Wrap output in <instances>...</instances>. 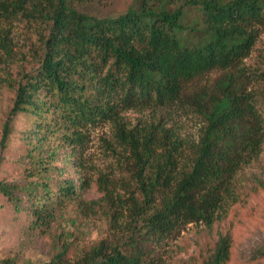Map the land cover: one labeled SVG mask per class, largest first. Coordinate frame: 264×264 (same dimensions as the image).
Listing matches in <instances>:
<instances>
[{"label":"trees","instance_id":"obj_1","mask_svg":"<svg viewBox=\"0 0 264 264\" xmlns=\"http://www.w3.org/2000/svg\"><path fill=\"white\" fill-rule=\"evenodd\" d=\"M174 1L135 0L123 13L98 16L72 0H0L6 56H15L6 21L41 24L36 64L16 84L9 79L15 96L1 138L6 147L20 113L33 117L26 134L32 165L22 180L0 179V192L29 211L32 233L50 234L58 211L88 185L84 175L81 185L71 177L54 183L52 171H64L54 163L59 150L67 148L71 159L83 151V129L102 122L113 125L131 180L125 196L108 176L98 178L114 202L110 238L86 246L54 236L49 259L7 256L0 264H160L155 247L173 231L193 222L212 229L239 200V173L264 146L259 91L247 86L252 72L244 63L264 25V0H183L170 9ZM186 7L198 11L191 22ZM215 70L223 74L211 88L197 85ZM184 99L205 121L195 141L161 121L134 123L125 114ZM233 244L231 232L220 233L205 264H229Z\"/></svg>","mask_w":264,"mask_h":264},{"label":"rangeland","instance_id":"obj_2","mask_svg":"<svg viewBox=\"0 0 264 264\" xmlns=\"http://www.w3.org/2000/svg\"><path fill=\"white\" fill-rule=\"evenodd\" d=\"M134 1L72 0L77 9L98 16L123 13ZM181 5H186L183 0H175L170 3L169 8ZM186 9L189 22L198 17L195 8ZM5 27L10 30L15 56H6L0 47V179L22 180L26 176V168L32 165L28 154L31 144L26 134L31 129L34 118L20 113L14 121V130L6 147L1 144V138L3 125L15 96V88L10 85L9 79L16 84L23 73L36 64L41 24L21 17L13 22L6 21ZM244 63L248 72H252L247 86L259 91L260 110L264 116V25L260 26L255 46ZM222 74L221 70L209 72L197 81V85L211 88ZM125 114L134 123L161 121L163 125L171 127L178 137L190 141L198 140L205 124L198 108L186 99L154 109L136 108ZM83 132L88 136L82 147L83 151L79 153V148L76 154L70 155V159L68 154L71 153L67 152V148L59 150L54 163L64 171L59 173L55 169L51 176L54 183L71 177L81 185L80 177L84 175L88 185L80 187L79 198L66 201L58 211L50 234L32 233V215L29 211L17 210L0 192V258L17 256L20 260L43 261L53 253L54 236L68 237L76 245L88 246L98 240L110 238L113 234L111 212L114 202L104 198L105 191L100 187L98 178L101 174L108 176L109 187L128 196L126 188L131 185V180L126 167L129 162L114 140L111 123L102 122L89 126ZM58 141L59 139L54 138L52 142L54 144ZM112 147H116V150ZM81 154L83 165L79 166ZM239 177V200L227 208L212 229H208L204 223H188L156 245L154 255L160 264H205L219 234L228 231L233 235L234 242L229 264H264V146L260 157L245 167ZM123 223L125 224V220Z\"/></svg>","mask_w":264,"mask_h":264}]
</instances>
